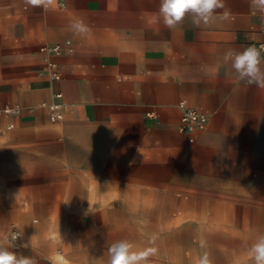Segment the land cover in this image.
Here are the masks:
<instances>
[{"label": "crops", "instance_id": "crops-1", "mask_svg": "<svg viewBox=\"0 0 264 264\" xmlns=\"http://www.w3.org/2000/svg\"><path fill=\"white\" fill-rule=\"evenodd\" d=\"M225 5L206 26L189 15L168 29L160 0H0V106L22 108L0 115V242L36 264H108L120 240L155 248L150 264L205 251L243 264L264 234V89L223 54L263 42L264 13ZM76 19L90 32L71 31ZM182 103L208 117L193 143Z\"/></svg>", "mask_w": 264, "mask_h": 264}, {"label": "clouds", "instance_id": "clouds-1", "mask_svg": "<svg viewBox=\"0 0 264 264\" xmlns=\"http://www.w3.org/2000/svg\"><path fill=\"white\" fill-rule=\"evenodd\" d=\"M55 2L56 0H25L27 5L44 10L51 8ZM252 3L261 13H264V0H252ZM225 7V0H160L154 19L157 23L162 22L168 29H175L183 24L186 16L190 15L193 26H206L214 19L217 10L225 9ZM229 15L228 11L224 12L225 18ZM69 27L77 35L90 32V27L83 19H76ZM223 61L225 64H230L238 81L264 89V68L261 67L264 63V49H258L255 46H249L243 51L229 49L224 52ZM13 238L18 239L19 236ZM4 239L6 240L7 237ZM201 247H205L204 242H201ZM155 253V248L137 250L126 240L115 241L108 248V264H150L149 257ZM245 255L247 259L243 264H264V234H258L250 245H246ZM0 264H36V261L31 257L17 254L0 242ZM196 264H213V260L205 251L197 258ZM232 264H241V261L237 257Z\"/></svg>", "mask_w": 264, "mask_h": 264}, {"label": "built area", "instance_id": "built-area-1", "mask_svg": "<svg viewBox=\"0 0 264 264\" xmlns=\"http://www.w3.org/2000/svg\"><path fill=\"white\" fill-rule=\"evenodd\" d=\"M264 32V22L262 24ZM258 49H264V41L257 45ZM52 51L56 54L61 53L60 47H55ZM51 77L55 81L61 80V74L58 70V65L56 63H51ZM61 94L56 95L57 99H61ZM183 114L180 121L179 130L182 133L189 134L191 136L190 142H194L195 139L193 135L197 132L205 130L208 124V117L204 113L200 112L197 109L187 108L184 103H182ZM43 107H46L49 110L50 118L53 122L61 121L64 117V105L61 102H54L51 104H43ZM22 113L21 107H11V106H0V115L5 116H19ZM8 129L11 130L12 126H8ZM14 236H19L18 239H14ZM21 238V232L18 229H14L11 235L7 238V241L14 246H18L19 240Z\"/></svg>", "mask_w": 264, "mask_h": 264}]
</instances>
